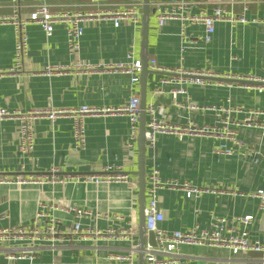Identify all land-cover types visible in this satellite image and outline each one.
I'll return each instance as SVG.
<instances>
[{
  "label": "crops",
  "instance_id": "obj_1",
  "mask_svg": "<svg viewBox=\"0 0 264 264\" xmlns=\"http://www.w3.org/2000/svg\"><path fill=\"white\" fill-rule=\"evenodd\" d=\"M42 0H23L22 14L28 15L33 5ZM54 10H85L95 8L92 0H48ZM128 3L143 0H110ZM159 0H151L152 3ZM168 1V0H162ZM200 7L212 11L222 4L235 13L243 11L241 0H197ZM249 19L261 21L237 23L217 22L210 42L200 39L203 25H189V40L181 35L179 20L158 24L151 12L149 24V60L154 58L161 70L148 75L147 102L155 103L171 125L216 126L221 133H159L154 151L146 153V180L153 166L160 171L159 208L164 220L159 224L168 231L191 227L211 228L218 217L231 221L236 216L254 215L249 227L250 237L264 244V209L259 199L250 193L264 189V133L261 128L231 124L243 148L234 146L222 131L221 122L209 106L244 108L233 112V121H240L246 109L264 110V84L239 83L204 79V83L187 82L189 76L179 69L205 72L222 78H264V0H247ZM12 0H0V14L10 13ZM143 8V7H142ZM153 9V8H152ZM195 10H198L197 8ZM154 11V10H153ZM142 17V15H141ZM29 56L22 76L5 75L0 79V108L74 109L83 105L99 112L87 115L86 147L73 146V120L69 115L52 121L41 117L35 122V147L24 159L18 155V128L15 119L0 118V177H39L53 171L65 182H11L0 184V227H16L31 222L39 210L54 215L63 230H71L75 222L84 228L115 227L120 230L135 222L138 232L133 241L77 240L36 242L31 239L0 244V264H130L114 259L116 254H128L132 246L139 247V203L137 190L125 182L85 181L92 175L126 174L137 180L138 136L133 148L128 145L129 119L121 109L133 91L141 96V84L132 83L130 75L109 68L88 74L72 71L46 75L40 73L47 65L67 64L72 56L67 48L66 24L57 23L51 35L39 24H31ZM14 28L0 24V69L14 62ZM141 22L122 21L115 26L111 19L84 24V33L77 59L87 63L112 64L126 59L133 46L141 59ZM158 71H161L158 73ZM173 73V74H169ZM141 78V76H140ZM184 87L186 93L174 97V90ZM179 102V104H177ZM235 148L231 155L219 154L221 144ZM245 148V149H244ZM246 149L254 154L245 155ZM112 168V169H108ZM190 187L203 189L199 196L188 197ZM146 191V200H147ZM46 205V207H43ZM51 205L75 207L89 211L78 215L74 210L53 209ZM230 226L241 228L237 223ZM148 246V236H146ZM28 254L10 259L9 253ZM31 256V257H30ZM163 264H262L264 251L239 254L210 245L181 244L174 254H159ZM139 264V252L134 253ZM147 262V259H146Z\"/></svg>",
  "mask_w": 264,
  "mask_h": 264
},
{
  "label": "built area",
  "instance_id": "obj_2",
  "mask_svg": "<svg viewBox=\"0 0 264 264\" xmlns=\"http://www.w3.org/2000/svg\"><path fill=\"white\" fill-rule=\"evenodd\" d=\"M12 10L7 14H0V24L10 23L14 28V62L8 69H0V79L5 75L22 76L25 69V62L29 56V32L28 27L31 24H39L46 34L49 36L54 31L57 23L66 24L67 48L72 59L67 64L47 65L40 73L46 75L66 73L72 71L76 74H88L99 69H113L130 75L132 83H138L142 73V61L135 56L133 46L128 50L126 59L112 64L87 63L77 59L76 53L80 47V40L84 33V24L89 21L111 19L115 26H119L122 21H130L131 23H140L143 4L139 1H131L128 3H113L110 0H92V9H75V10H54L52 4L48 0H42L33 5L32 11L28 15L22 14L23 0H12ZM203 2L197 0H168L156 1L152 3L153 12L156 15L158 24L164 25L167 20H179L181 23L180 35L184 40H189L190 35L187 33L189 25H203L204 34L200 37L205 43L210 42L216 29L217 22H228L232 25L237 23H247L249 21L259 22L261 19H249L246 15L248 10V1L241 0L239 3L243 5V11L235 13L228 10L222 4L214 6L212 11L201 8ZM198 10H195V9ZM148 66L154 70H161L154 58L148 61ZM180 73L189 76L185 81L204 83L202 76H210L205 72L194 70L179 69ZM264 84V78L251 77L247 78ZM174 97L178 94L186 93L184 87H180L173 91ZM179 104V102L177 103ZM206 110L214 111L218 119L224 123L222 133L228 136V139L238 148H243L244 143L238 139L236 131L230 127L231 124L242 125L247 127L261 128L264 133V110L246 109L245 116L240 121H233L231 114L233 112L244 111V108H234L230 106H209ZM118 111L122 112L129 119L130 137L128 145L133 148V144L139 134L140 115H141V96L137 91H133L127 103ZM99 109L83 105L74 109H35L22 111L20 109L0 108V118H12L16 120L18 128V155L19 159L28 156L35 147V122L41 117H47L52 121L60 116L69 115L73 120V146L75 149H84L86 147V125L85 119L87 115L97 113ZM159 133H173L183 135L186 133H221L216 126H199L194 122H189L186 126L169 124L159 110V106L155 103H149L146 106V148L154 151ZM245 149V148H244ZM216 153L231 155L235 152V148L227 144H221L215 149ZM245 155L254 154V150L246 149ZM112 169V168H108ZM113 170V169H112ZM28 178L17 176L0 177L1 183L11 182H65L67 178L59 176L53 169L48 175ZM85 181L93 182H125L131 188L137 190V180L131 179L126 174L118 175H92L85 178ZM162 183L160 180V171L153 166L147 175L146 191L147 204L145 208V225L147 231H153L156 237V246H148L146 252L147 264H163L165 261L159 257V254H174L181 244H203L217 246L229 249L234 254L246 251H264V244L259 240L251 239L249 227L253 223L255 217L252 214L236 216L231 221L225 217H218L212 223L211 228H200L198 226L191 227L187 230L168 231L160 227V223L164 220V214L159 208V189ZM203 189L190 187L186 194L188 197L199 196ZM252 197L259 199V208L264 209V189H258L250 193ZM46 207V205H43ZM53 209L74 210L78 215L89 213L83 209L75 207H60L51 205ZM231 223L241 225V228L230 226ZM138 232V226L135 222H131L128 226L117 230L115 227L107 228H84L79 222H75L72 229L67 231L61 229L59 220L44 210H39L29 224L18 225L16 227H0V244L11 243L17 240L31 239L33 247L35 243L43 240H49L53 244L56 242H72L77 240L94 241L121 239L133 241ZM138 247L132 246L131 252L128 254H116L114 259L119 261H129L134 264V253ZM27 252L9 253L10 259H20L27 256ZM31 257V256H30ZM51 264H58L53 261ZM264 264V263H262Z\"/></svg>",
  "mask_w": 264,
  "mask_h": 264
},
{
  "label": "water",
  "instance_id": "obj_3",
  "mask_svg": "<svg viewBox=\"0 0 264 264\" xmlns=\"http://www.w3.org/2000/svg\"><path fill=\"white\" fill-rule=\"evenodd\" d=\"M151 12H153L151 6V0H143L142 17H141V30H142V42H141V61H142V73L140 78L141 84V115H140V127L138 134V169L135 174L138 175V203H139V264H147L146 262V250L148 246H156V237L153 231H147L145 225V208L147 204L146 200V102H147V82L148 75L155 71L148 67V46H149V24L151 20ZM161 71H158L160 73ZM173 74V73H169ZM204 79H219L228 82L239 83H262L251 79H234V78H222L215 77L214 75L202 76ZM146 236H148V246H146Z\"/></svg>",
  "mask_w": 264,
  "mask_h": 264
}]
</instances>
